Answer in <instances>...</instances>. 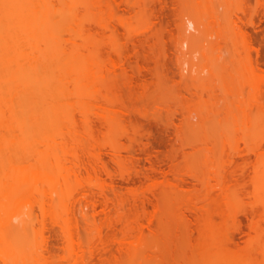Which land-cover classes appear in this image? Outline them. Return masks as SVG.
Returning <instances> with one entry per match:
<instances>
[{
  "label": "bare ground",
  "instance_id": "obj_1",
  "mask_svg": "<svg viewBox=\"0 0 264 264\" xmlns=\"http://www.w3.org/2000/svg\"><path fill=\"white\" fill-rule=\"evenodd\" d=\"M59 1L62 4L52 2L60 7L51 5L50 0H0V264H97L105 262L107 254L114 259L108 256L111 264H151L159 254L154 248L157 243L149 238L158 237L159 231L152 227V217L145 222L124 214L115 166H122L119 137L125 133V119L124 111L116 106L112 86L116 77L129 73L131 63L130 57L116 50L120 40L112 46L115 42L110 38H118L120 28L114 27L120 21L118 27L126 28L127 23L116 15L122 0ZM130 1L123 0L126 11L135 6ZM221 1L192 2L180 28L185 36L179 50L189 43L192 30L204 33L213 27L212 33L224 39L220 42L236 36L243 43L244 36L250 38L239 25L237 16H241L234 12L238 10L234 0ZM112 19L113 24L119 22L114 26ZM108 35L113 42L110 46ZM77 37L86 42L80 43ZM250 40L244 47L235 42L230 55L225 47L211 48V52L207 46L202 51L207 60L203 71L224 76L228 97L246 92V99L230 103H254L255 112L243 120L254 155L246 158L247 167L239 164L217 169L209 161L207 168L222 182L220 193L190 198L188 213L177 208L179 218L193 223L187 239L192 250L188 264L197 253L212 250L230 258L232 264H264V67ZM229 42L227 39L224 46ZM107 48L115 50L114 54ZM186 64L183 57L179 66L182 75ZM141 67L136 74L143 77L157 70ZM219 122L225 123L223 119ZM150 154L145 176L156 178L161 171L168 178ZM131 155L139 158L140 153L133 149ZM195 176L204 181L202 166H196ZM230 176L249 178L251 186L240 190L230 183ZM160 200L156 211L164 199ZM175 202L181 203L182 198ZM150 203L153 198L147 194L134 199L138 210H146ZM112 209L117 218L109 226L120 224V234H114V242L110 240L117 252L109 239L105 241L97 219L103 213L113 215ZM240 214L245 215L246 223ZM232 221L245 234L242 247L231 230ZM83 226L91 229L89 235L94 234L89 243L96 236L98 243L94 239L87 244ZM211 256L203 258L207 262Z\"/></svg>",
  "mask_w": 264,
  "mask_h": 264
},
{
  "label": "rangeland",
  "instance_id": "obj_2",
  "mask_svg": "<svg viewBox=\"0 0 264 264\" xmlns=\"http://www.w3.org/2000/svg\"><path fill=\"white\" fill-rule=\"evenodd\" d=\"M52 1L55 3L57 0H50L51 5L54 4ZM131 1L135 4L129 7L132 10L126 11L125 1L122 0V7H120L122 10L119 8L116 14L118 18H123L127 23L126 28L121 25L118 27L121 22L119 18V23L116 22L117 27H114L120 28L118 38L112 31L108 33H112L115 38L110 37V34L107 37V39L110 37L113 42L120 40L119 49L114 48L119 50L118 53L122 52L124 56L131 58L128 66L129 73L116 77L112 86V95L117 99L116 106L124 111L122 116L125 119V133L119 137L122 154L121 169L115 165L119 169L120 194L125 201L123 212L129 218L138 217L145 222L152 217L150 223L154 229L159 231L158 237L149 238L157 243L154 248L155 252L158 251L156 254L159 256L156 257L159 259L158 261L153 259L156 264L162 262V264H188L187 260L192 258V250L187 239L189 228L193 223L188 219L179 218L178 209L182 208L188 213L187 201L190 198L197 195L206 197L220 193L222 182L217 181L215 175L207 168L209 161L213 162L217 169L225 165L238 166L239 164L247 167L248 164L244 163L248 162L246 158L254 155L245 137L247 126L243 123L252 111L255 112L254 103H230L235 99H246V97L243 98L246 92L240 96L235 95L232 99L228 97L223 85L224 76H212L207 70L203 71L207 60L202 56V51L207 46L211 52V48L225 47L226 55H230L235 42L244 47L251 39L249 44L252 43V47L259 50L260 61L264 67V0H234V7L236 6L239 10L234 12L237 11L236 15L239 14L243 18L237 16L240 20L239 25L250 37L246 40L247 37L241 35L245 37L243 43L242 41L240 43V39L236 36H231L234 38L232 40L227 38L230 42L227 43V47L224 46L227 39L220 42V39H224L219 37L218 39V35L213 34L215 29L212 27L204 33L198 30H192L195 34L188 32L189 43H192V46L188 43L180 50L178 46L185 36L180 28L185 13L191 9L194 0ZM58 2L62 4L59 0ZM56 7H60L59 4ZM79 9L83 10L81 7ZM80 13L83 12L80 11ZM253 18L254 23L251 22ZM115 20L117 21L116 17L114 22ZM116 30L119 32V29ZM86 35L89 36L87 33ZM83 39L77 37L80 43L84 42ZM109 40L108 45L113 44ZM115 44L117 43L115 42L112 46ZM111 50L114 54L115 50ZM146 55L150 58L149 56L148 59L144 58ZM183 57L187 60V71L184 75L179 69ZM209 62L216 64L215 61L210 60ZM141 66L157 67L158 72L157 70L154 72V69L152 71L154 73H148L146 77L139 76L136 73L142 68ZM158 68L161 72L163 70V76ZM191 69H193L192 72H190ZM164 70L167 72L166 75H164ZM156 72L161 76H157ZM220 119L225 121L223 125H220ZM236 119L239 123H235ZM133 149L140 153L139 158L131 155ZM147 153H151V157L158 163V166L166 171L168 178L161 171L158 172L156 178L151 179L145 176L150 164ZM199 165L202 166L204 172L203 182L195 176L196 166ZM168 179L174 184H170ZM230 179V183L240 190L244 191L251 186L249 178L230 176ZM180 183L183 184L182 187L176 186ZM142 194L153 198V203L148 204L146 210H138L134 204L135 197ZM177 197L182 198L181 203L175 202ZM160 199L164 200L160 209L156 211L155 205L160 204L159 202L162 201ZM112 211L113 215L103 213L99 218L97 216V219L104 229L105 241L109 239L111 246L112 244L114 246L112 250L117 252L113 236L115 233L120 234V224L118 223L114 228L109 226L111 220L117 218V214H114L113 209ZM240 217L243 223H246L245 215L240 214ZM230 227L234 232L236 242L242 247L246 239L245 234L236 228L235 221H232ZM86 229L83 226L81 232L88 244L89 236L92 237L94 234L89 235L91 229H88L89 232ZM94 239L98 243L99 238L96 236ZM210 253H197L195 258L193 257L192 264H215L216 257H219L218 263L226 259L227 263H234L230 258L228 260L224 256L226 258L224 259L216 254V251L212 250ZM108 256L114 260L111 255L107 254L106 258L103 257L105 262L100 259L102 260L100 263L105 264L109 260ZM210 256L213 259L207 263L205 260H208ZM109 261L108 264H111Z\"/></svg>",
  "mask_w": 264,
  "mask_h": 264
}]
</instances>
